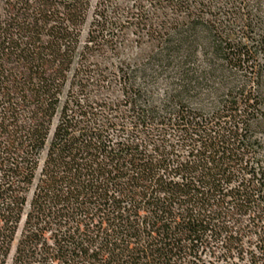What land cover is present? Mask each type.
<instances>
[{
  "label": "trees",
  "instance_id": "obj_1",
  "mask_svg": "<svg viewBox=\"0 0 264 264\" xmlns=\"http://www.w3.org/2000/svg\"><path fill=\"white\" fill-rule=\"evenodd\" d=\"M106 1L0 0V264H264V0H150L111 100Z\"/></svg>",
  "mask_w": 264,
  "mask_h": 264
},
{
  "label": "rangeland",
  "instance_id": "obj_2",
  "mask_svg": "<svg viewBox=\"0 0 264 264\" xmlns=\"http://www.w3.org/2000/svg\"><path fill=\"white\" fill-rule=\"evenodd\" d=\"M102 0H92L90 22L95 17L97 6ZM137 0H107L106 15L110 19H118L119 26L114 28L115 43L105 45L98 53L95 52L90 62L95 64L94 69L101 70L107 83L102 88L100 95L111 99L119 98L120 91L114 81V73L119 65L137 66L144 63L156 49V42L148 33L149 27H145L142 16L148 15V19L162 17L161 12L156 10L150 0H142V12L135 8ZM146 12V13H145ZM167 14H171L166 11ZM164 12V13H166ZM134 16V17H133ZM144 22V23H143ZM149 22V21H148ZM148 24V23H147ZM114 47V48H113ZM100 71V72H101ZM163 89V86L160 87Z\"/></svg>",
  "mask_w": 264,
  "mask_h": 264
}]
</instances>
